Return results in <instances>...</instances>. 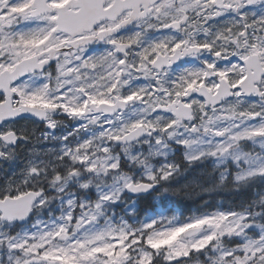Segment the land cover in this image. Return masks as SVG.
<instances>
[{"label": "snow or ice", "instance_id": "6c2138e0", "mask_svg": "<svg viewBox=\"0 0 264 264\" xmlns=\"http://www.w3.org/2000/svg\"><path fill=\"white\" fill-rule=\"evenodd\" d=\"M206 159L250 196L135 218ZM193 260L264 264V0H0V264Z\"/></svg>", "mask_w": 264, "mask_h": 264}, {"label": "clouds", "instance_id": "9594fccd", "mask_svg": "<svg viewBox=\"0 0 264 264\" xmlns=\"http://www.w3.org/2000/svg\"><path fill=\"white\" fill-rule=\"evenodd\" d=\"M216 171L215 165L211 170L206 173H198L197 177H189L176 184H165L159 187L153 195V199L156 200L162 196H175L179 198H194L199 194L212 193L216 191L230 193L238 189L236 186L229 182H221L219 175L213 178L212 173ZM204 174V179H199V175ZM180 173L177 174V178ZM192 264H200L199 261L193 260Z\"/></svg>", "mask_w": 264, "mask_h": 264}, {"label": "trees", "instance_id": "16d2710c", "mask_svg": "<svg viewBox=\"0 0 264 264\" xmlns=\"http://www.w3.org/2000/svg\"><path fill=\"white\" fill-rule=\"evenodd\" d=\"M191 177H197V174ZM199 177H201V175H199ZM199 179L203 180L204 176ZM250 194V188H238L230 193L216 191L212 193H203L194 198H178L174 200L173 204L179 207L180 216L183 218L193 213L215 210L217 206L225 209L229 208L231 205L238 204L242 198L250 196ZM204 201H207V208H205L203 204ZM147 202L145 203L146 205H148Z\"/></svg>", "mask_w": 264, "mask_h": 264}, {"label": "flooded vegetation", "instance_id": "af4514ba", "mask_svg": "<svg viewBox=\"0 0 264 264\" xmlns=\"http://www.w3.org/2000/svg\"><path fill=\"white\" fill-rule=\"evenodd\" d=\"M61 117H62V116H61V115H59V116H57L56 118H57V119H61ZM21 123H24V122H23V121H21ZM38 126H40V127H43V125H38Z\"/></svg>", "mask_w": 264, "mask_h": 264}, {"label": "rangeland", "instance_id": "374dc122", "mask_svg": "<svg viewBox=\"0 0 264 264\" xmlns=\"http://www.w3.org/2000/svg\"><path fill=\"white\" fill-rule=\"evenodd\" d=\"M160 212H161V211H160ZM160 212H159V213H160ZM162 213H163V212H162ZM163 214H164V213H163ZM164 215H165V214H164ZM178 215H179L178 213H177V214H175V216H177V217H178Z\"/></svg>", "mask_w": 264, "mask_h": 264}]
</instances>
